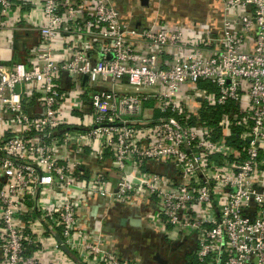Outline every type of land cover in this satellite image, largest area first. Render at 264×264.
<instances>
[{"label": "built area", "instance_id": "2783aa9c", "mask_svg": "<svg viewBox=\"0 0 264 264\" xmlns=\"http://www.w3.org/2000/svg\"><path fill=\"white\" fill-rule=\"evenodd\" d=\"M206 1L0 0V264H154L107 224L134 195L184 264H264V0Z\"/></svg>", "mask_w": 264, "mask_h": 264}, {"label": "crops", "instance_id": "0c3cea01", "mask_svg": "<svg viewBox=\"0 0 264 264\" xmlns=\"http://www.w3.org/2000/svg\"><path fill=\"white\" fill-rule=\"evenodd\" d=\"M112 2L118 8L121 17L129 20L142 19V21H145L150 19L153 6H159L161 13L167 18H174L184 24H209L213 20L211 18L213 16L212 8L206 0H148L147 4H143L141 0H112ZM20 36H22L23 42L20 40L21 37H17L13 41L15 49L13 48L11 52L8 50L4 51L6 57L12 55L17 58L18 54L27 46L25 43H34L36 41L34 35L25 38L22 34ZM138 198V195H134L130 200L113 206L108 214L107 224L113 228V231L118 234H126L124 238L119 240L120 244L118 246H124L128 250L138 248L143 250V247H145L144 244L135 248L136 243L132 238L131 229L139 231L143 229L144 231L153 233L151 227L144 226L140 213L143 202L149 201L139 200ZM88 208H90L89 215L92 218L103 213L104 209L103 203L98 201L88 202Z\"/></svg>", "mask_w": 264, "mask_h": 264}, {"label": "flooded vegetation", "instance_id": "af4514ba", "mask_svg": "<svg viewBox=\"0 0 264 264\" xmlns=\"http://www.w3.org/2000/svg\"><path fill=\"white\" fill-rule=\"evenodd\" d=\"M131 233L132 238L136 243L135 248L145 244V247H143V254L148 261H150V258L153 259V253L159 256V258H156L154 255L156 259L153 261L154 264H161L160 261H162L163 264H184L186 258L191 257L192 255L193 247L184 248L178 242H167L162 237H159L154 233L144 231L143 229L141 231L131 229ZM135 233H137V235H135ZM155 246H157L158 250H160L159 253L156 252L157 249ZM152 248H155L156 250L154 249L153 252Z\"/></svg>", "mask_w": 264, "mask_h": 264}, {"label": "water", "instance_id": "95a60500", "mask_svg": "<svg viewBox=\"0 0 264 264\" xmlns=\"http://www.w3.org/2000/svg\"><path fill=\"white\" fill-rule=\"evenodd\" d=\"M141 2L143 3V4H147L148 3V0H141ZM156 258H159V256L158 255H156L155 256ZM161 262V264H163V262L162 261H160Z\"/></svg>", "mask_w": 264, "mask_h": 264}]
</instances>
